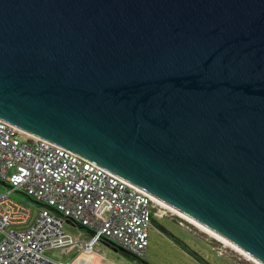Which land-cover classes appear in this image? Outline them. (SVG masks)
Here are the masks:
<instances>
[{
    "label": "water",
    "instance_id": "obj_1",
    "mask_svg": "<svg viewBox=\"0 0 264 264\" xmlns=\"http://www.w3.org/2000/svg\"><path fill=\"white\" fill-rule=\"evenodd\" d=\"M0 122L264 264V0H0Z\"/></svg>",
    "mask_w": 264,
    "mask_h": 264
},
{
    "label": "built area",
    "instance_id": "obj_2",
    "mask_svg": "<svg viewBox=\"0 0 264 264\" xmlns=\"http://www.w3.org/2000/svg\"><path fill=\"white\" fill-rule=\"evenodd\" d=\"M0 264H71L65 251L89 254L109 240L143 259L148 227L158 204L44 140L0 122ZM23 193L39 204L30 210L13 200ZM103 214H98L100 207ZM66 224L74 229L67 231ZM57 250L59 257L51 256Z\"/></svg>",
    "mask_w": 264,
    "mask_h": 264
},
{
    "label": "rangeland",
    "instance_id": "obj_3",
    "mask_svg": "<svg viewBox=\"0 0 264 264\" xmlns=\"http://www.w3.org/2000/svg\"><path fill=\"white\" fill-rule=\"evenodd\" d=\"M7 188L0 183V191ZM10 197L30 210L28 221L21 227H28L35 221L39 204L23 193H11ZM159 225L151 222L148 227V244L143 259H138L115 245L101 244L89 254L65 251L60 258L71 264H253L236 254L215 238L196 228L169 210L158 205ZM105 207L98 210L103 214ZM63 227L74 233V229ZM51 256L59 257L57 250Z\"/></svg>",
    "mask_w": 264,
    "mask_h": 264
},
{
    "label": "flooded vegetation",
    "instance_id": "obj_4",
    "mask_svg": "<svg viewBox=\"0 0 264 264\" xmlns=\"http://www.w3.org/2000/svg\"><path fill=\"white\" fill-rule=\"evenodd\" d=\"M158 218H160V216H153L151 222H154L155 224L159 225V223H158V221H157Z\"/></svg>",
    "mask_w": 264,
    "mask_h": 264
},
{
    "label": "trees",
    "instance_id": "obj_5",
    "mask_svg": "<svg viewBox=\"0 0 264 264\" xmlns=\"http://www.w3.org/2000/svg\"><path fill=\"white\" fill-rule=\"evenodd\" d=\"M104 244L106 245H114L112 242H110L109 240H104L103 241Z\"/></svg>",
    "mask_w": 264,
    "mask_h": 264
},
{
    "label": "crops",
    "instance_id": "obj_6",
    "mask_svg": "<svg viewBox=\"0 0 264 264\" xmlns=\"http://www.w3.org/2000/svg\"><path fill=\"white\" fill-rule=\"evenodd\" d=\"M100 243H101V242H100ZM102 243H103V241H102ZM102 243H101V244H102ZM101 244H98V246H97L98 249H100V248H104ZM103 244H104V243H103Z\"/></svg>",
    "mask_w": 264,
    "mask_h": 264
}]
</instances>
